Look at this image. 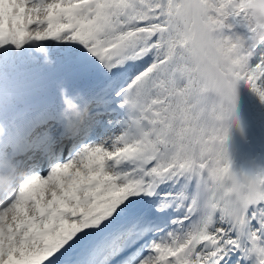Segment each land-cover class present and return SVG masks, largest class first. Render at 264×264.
I'll return each mask as SVG.
<instances>
[{"label": "snow or ice", "instance_id": "snow-or-ice-1", "mask_svg": "<svg viewBox=\"0 0 264 264\" xmlns=\"http://www.w3.org/2000/svg\"><path fill=\"white\" fill-rule=\"evenodd\" d=\"M251 0H0V264H264Z\"/></svg>", "mask_w": 264, "mask_h": 264}, {"label": "bare ground", "instance_id": "bare-ground-1", "mask_svg": "<svg viewBox=\"0 0 264 264\" xmlns=\"http://www.w3.org/2000/svg\"><path fill=\"white\" fill-rule=\"evenodd\" d=\"M236 108L239 123L232 126L228 142L233 168L237 172L264 170V163L252 166L248 160L251 152L259 153L264 162V102L250 88L241 86Z\"/></svg>", "mask_w": 264, "mask_h": 264}, {"label": "clouds", "instance_id": "clouds-1", "mask_svg": "<svg viewBox=\"0 0 264 264\" xmlns=\"http://www.w3.org/2000/svg\"><path fill=\"white\" fill-rule=\"evenodd\" d=\"M251 15L260 18L264 21V0H251L246 5ZM261 39H264V25L261 26L260 32Z\"/></svg>", "mask_w": 264, "mask_h": 264}, {"label": "rangeland", "instance_id": "rangeland-1", "mask_svg": "<svg viewBox=\"0 0 264 264\" xmlns=\"http://www.w3.org/2000/svg\"><path fill=\"white\" fill-rule=\"evenodd\" d=\"M248 160L252 166H261L264 163L262 161V156L259 153L251 154V152H248Z\"/></svg>", "mask_w": 264, "mask_h": 264}]
</instances>
